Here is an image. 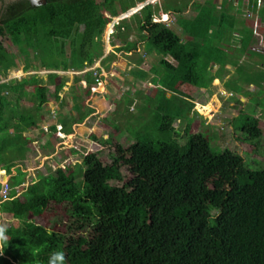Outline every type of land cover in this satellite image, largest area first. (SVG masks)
<instances>
[{
    "label": "trees",
    "instance_id": "trees-1",
    "mask_svg": "<svg viewBox=\"0 0 264 264\" xmlns=\"http://www.w3.org/2000/svg\"><path fill=\"white\" fill-rule=\"evenodd\" d=\"M222 2L186 0L183 12L189 6L194 14L188 20L177 18L181 34L155 21L146 4L135 14L139 40L129 41L130 26H116L125 40L117 50H136L139 41L147 44V53L155 50L165 72L164 87L173 79L201 85L212 61L227 60L240 71L246 53L264 60V47L260 53L251 45L254 17L243 16L251 5L256 11V0L245 7L242 0ZM257 12L264 19V3ZM109 21L94 12L90 0H46L34 7L28 0L9 2L0 12V76L17 67V60L23 71L33 66L31 59L36 63L39 58V69L49 71L91 66L104 54L101 36ZM92 79L89 72L87 80ZM67 81L65 75L49 72L0 84V169L10 173L31 152L32 139L21 131L46 121L47 103L58 99ZM27 86L33 87L31 106L20 102ZM177 96L165 102L167 111L158 128L164 138L138 139L126 147L117 143L109 163L99 152H89L70 171L48 167L47 173L39 172L23 195L12 190L10 198L0 196L1 212L17 221L2 228L7 240L0 244V264H47L48 255L57 250L63 251L66 264H264V169L249 168L228 148L214 149L200 132L187 129V139L180 143L184 139L173 122L193 103L184 102L182 112L172 105ZM78 97L74 107L80 117L67 122L69 117L65 132L91 111L83 110L84 99L78 104ZM258 123L256 118L245 120L241 132L247 134L246 141L261 139ZM123 166L131 174L127 181ZM21 177L20 170L10 185H19ZM51 205L64 206V218L55 215L49 225L38 223L36 218Z\"/></svg>",
    "mask_w": 264,
    "mask_h": 264
},
{
    "label": "rangeland",
    "instance_id": "rangeland-1",
    "mask_svg": "<svg viewBox=\"0 0 264 264\" xmlns=\"http://www.w3.org/2000/svg\"><path fill=\"white\" fill-rule=\"evenodd\" d=\"M5 1L9 3L16 0ZM90 1L94 6V12L103 13L110 18V21L103 25L101 36L104 53L111 49H106V42L108 43L109 40L111 43L117 42L119 44H124L125 41L124 37L121 36V30L119 31L118 27L116 28L117 25L111 33L106 34L108 25L113 22L116 23L117 21L130 26V41L139 40L138 31L135 29L138 15L135 14H139L141 8L121 20L116 17L120 16L128 7L142 3L140 2L142 0H112V3H110V0ZM146 1H148L146 4H150V9L156 14L154 20L165 23L179 34H181V27L177 23V18L188 20L194 14V11L189 6L183 12V4H185L186 0H143V2ZM216 1L219 4L222 2V0ZM106 6L110 8L108 10L111 13L114 12L118 15L111 16V13L105 8ZM163 11L168 12L167 20H164L161 16ZM175 11L181 12L178 14ZM257 16L260 20L259 25L256 27L253 23V29L262 34V31H264V19H261L258 14ZM139 42L140 51H135L132 55H126L116 49V54L110 51L109 54L111 55L112 53L114 56H110L108 61L101 62L106 74L101 79L107 81V83L104 82L105 88H99V90L94 91V94L91 93L93 90L85 89V86L83 88L80 84V76L83 74L80 72L83 69L81 71H74L73 69L67 71L53 70L61 76L65 75L67 77L68 81L62 86V90H65V93L69 92L71 87L74 86V93H72L73 102L75 103L74 96H79L78 104L83 97L89 104V106L85 104L83 110L86 112L90 108L91 111L83 120L76 124L77 132L70 136L63 135V138L57 135L60 137L58 140L56 139L57 143H53V138L47 139L44 137L45 134L43 135L39 129H36L38 134L37 141L41 144L36 143L38 146L35 149V154L30 156L25 162V166L28 167H23L26 169L24 172L27 175L26 177L24 176L26 181L22 179L19 184L21 195L26 192L27 185L32 182L31 179H35L39 172L47 173L48 167L53 171L58 167L63 168L65 171H70L81 161L82 155L89 152H99V158L105 163H109L111 161L110 154L115 150L117 143L126 147L138 139L153 140L164 138L165 135L160 133L158 128L163 123L162 115L166 114L167 111L165 102L173 94L178 96L172 105L181 109L182 112L184 102L188 100L193 103L189 111L179 115L173 122V127L183 136L184 140H179L180 143L186 141L187 129L190 132H200L209 139L214 149L228 148L239 153L249 168L264 169V60L261 55L251 56L247 53L244 54L248 59L246 58L243 62H240L242 63V66H239L240 71L231 62L227 63V60L221 59V65L212 61L206 72H203L204 80L199 86L180 83L173 79L168 87H164L163 78L165 72L159 66L160 55L155 50L147 53L145 48L147 44L143 45V41ZM251 45L257 51L263 53L264 39H261L259 35L254 33ZM12 48L8 47L10 52H13ZM137 60L139 61L136 62ZM31 61L33 66L28 71H20L21 73L17 72L12 76L10 74V76H14L13 79H23L31 74L46 76L49 73V70L39 69L40 58L36 63L32 59ZM48 61L52 62L53 59H48ZM99 61L100 58L96 59L91 66H97L96 63ZM135 62L139 67H131ZM17 63L19 64L17 67H10L7 72L22 68L21 64L23 65V63L18 60ZM112 63H114V71L111 70ZM225 63L230 65L231 68L227 70L226 65H223ZM215 64H218L219 67L216 68ZM3 76H6V74ZM209 76H218V81H214L215 79L211 81L208 79ZM76 77H80L77 86L72 83ZM92 80L91 82L95 83V79ZM57 85L56 87H58ZM159 91L162 92L159 94ZM32 92V86L22 89V92H20L22 105H32ZM229 92H231V95H229ZM68 95L69 93H67ZM239 96L246 98V101H238ZM53 101L54 99H51L46 106L47 113L45 114L49 119L57 112H54ZM204 103L205 105H202ZM68 106H70L69 103L68 105L67 103H62L60 105L61 111L65 110L70 117L73 118L75 116L79 119L80 115L76 107L73 106V108L68 110ZM57 110L59 112V109ZM70 110L72 111L70 112ZM75 112L77 113L75 114ZM58 114L60 115V113ZM252 118L259 120L258 124L262 130V136L259 141L250 143L245 140L244 137L247 134L241 132V127L246 119ZM28 130L31 131L32 128ZM42 137L44 139L40 142ZM121 171L125 178L124 180L127 181L131 174L125 166L121 167ZM49 208L36 218L38 223L49 225L50 220L55 215H60L64 218V206L51 205ZM12 224L17 225V221L1 212L0 227L3 228ZM55 226L57 227L56 229L63 230L62 223H56Z\"/></svg>",
    "mask_w": 264,
    "mask_h": 264
},
{
    "label": "crops",
    "instance_id": "crops-1",
    "mask_svg": "<svg viewBox=\"0 0 264 264\" xmlns=\"http://www.w3.org/2000/svg\"><path fill=\"white\" fill-rule=\"evenodd\" d=\"M248 2H249V0H242V3H243V5H244V7L248 4ZM248 8H245L244 9V13H243V16H245V11L247 10ZM163 14L164 15H167L168 16V12H166V13H163V12H161V16L162 17H164L163 16ZM186 20V19H185ZM131 40V37H129V41ZM131 42V41H130ZM106 45H111L110 46V50L108 51V52H106V53H104L103 54V56L102 57H100V61L98 62V63H96V65L97 66H99V70H100V72H101V77L102 76H106V74H105V72H104V67L102 66V59L104 58V57H106L109 53H110V51L111 52H113L114 54H116V51H115V49L117 50V48L119 47V46H123L124 44H119V43H117V42H113V43H111L110 42V40L108 41V43L106 42ZM139 45V44H138ZM135 51H140V46H138V48L136 49V50H132V51H130V52H126V51H124V50H121L120 52H124L126 55H132ZM248 59V57H245V55L244 56H242V58H241V60H240V62H243L245 59ZM258 59V58H257ZM218 64H220L221 65V63H220V60L217 62ZM227 63H230L229 61H227ZM227 63H225V64H223L224 66L226 65V69L228 70L229 68H231V66L230 65H227ZM218 64L216 65L215 64V66H216V68L217 67H219L218 66ZM113 65H114V63H112L111 64V70H115L114 69V67H113ZM131 67H139V65H137L136 64V62L135 63H133L132 65H131ZM86 68V67H85ZM85 68H83V70L85 69ZM21 69V70H20ZM82 70V71H83ZM20 71H23L22 70V68H19V69H13V70H11L10 72H7V74L6 75H9L10 76V74H11V76L13 75V74H16L17 72H20ZM81 71V70H80ZM81 71V72H82ZM80 72V73H81ZM21 73V72H20ZM14 77V76H13ZM81 77V80L80 81H83V79H84V74H82V76H80ZM80 77H79V79H80ZM13 79V78H12ZM103 80V79H102ZM214 81H218V78H216ZM104 82L105 83H107V81H102V83L100 84V85H98L97 87H96V89L95 90H91L92 92L91 93H93L94 94V91H97V90H99V88H105V86H104ZM73 84L75 83L74 81L72 82ZM81 84V83H80ZM83 84H84V81H83ZM75 86H77V84H74ZM54 86L55 85H51L50 87H51V89H54ZM82 86V85H81ZM84 86H85V84H84ZM67 88V87H66ZM65 88V89H66ZM79 88V87H78ZM87 88V86H85V89ZM73 89H74V86H72L71 87V89L69 90V92H67V93H69V95L67 96V93H65V90L63 91V90H61L59 93H58V99L57 98H55V97H53V99H54V101H53V108L55 109L54 111H57L56 113H55V115H53L52 116V118H48L47 116V118L45 119L46 121L44 122V123H41L40 124V126L38 127V128H32V132L31 131H29L28 129L27 130H25V131H21V133L23 134V135H25V136H28V137H30L31 139H32V142H31V144H30V146H31V152H27V156H26V158L25 159H23V160H21V161H18L12 168H11V172L10 173H7L6 172V170L5 169H0V180L1 179H7L8 180V182H9V184H10V181H11V178L12 177H14V176H17V173H18V171H22L23 173H24V176L26 177V175H27V173L26 172H24L26 169H24L23 167H25V168H27L28 166H25V162L27 161V159L30 157V156H33L34 154H35V149L37 148V146L38 145H36V143L38 142L37 141V137H38V134L36 133V129H39L41 132H42V134L44 135V137H46L47 139L49 138V139H51V138H53L52 140H53V143H57V140L60 138V137H62L63 138V135H67V136H70L71 134H74L75 132H77V129L75 128V126H76V124L78 123H73L72 125H71V130L69 131V132H65L64 131V129L62 128V135H60V137H58L57 135V133H56V130L58 129V127L59 126H62L63 127V124H64V122H66V120L67 119H69V117H70V115H68V113H66L65 112V110L63 111H61V109L62 108H60V105L62 104V103H67V105H68V103L70 104V106H68V110L70 109V108H73V106H74V102H73V98H72V93H73ZM104 90V89H103ZM224 91H225V89H223ZM230 94L229 95H231V92H229ZM228 94V93H227ZM68 98H70V99H68ZM238 101H242V102H244V101H246V98H244V97H240L239 96V100ZM84 104H86V105H88L89 106V104L87 103V101H85V99H84ZM230 104H234V103H230ZM57 109H59V112H58V110ZM72 110H70V112H71ZM58 113H60V115L58 114ZM77 112H75V114H76ZM74 114V115H75ZM73 118H75L76 120H77V118L74 116ZM73 118H71L70 119V121L68 120L67 122H71L72 120H73ZM53 119H55V120H53ZM57 119V120H56ZM44 127H47L48 129H50L51 130V133L50 134H47V133H45L44 132ZM36 134H35V133ZM44 137H42L41 139H40V142H42L43 141V139H44ZM57 139V140H56ZM37 144H39V142L37 143ZM41 144V143H40ZM39 144V145H40ZM22 178V177H21ZM23 179V181H26L25 180V178L23 177L22 178ZM33 180H35V179H33ZM33 180L31 179V181L33 182ZM29 181V180H28ZM31 182V183H32ZM31 183H29V184H31ZM28 184V185H29ZM27 185V186H28ZM19 186L20 185H17L16 187H18L19 188ZM15 187V186H14ZM0 213H1V210H0ZM3 213V212H2ZM3 214H5V215H9V214H7V213H3ZM10 216V215H9ZM1 228V227H0ZM2 229V228H1Z\"/></svg>",
    "mask_w": 264,
    "mask_h": 264
},
{
    "label": "built area",
    "instance_id": "built-area-1",
    "mask_svg": "<svg viewBox=\"0 0 264 264\" xmlns=\"http://www.w3.org/2000/svg\"><path fill=\"white\" fill-rule=\"evenodd\" d=\"M264 3V0H256V6H255V9L256 11H254L253 9V6L254 5H251L252 8H248L246 11H245V16L248 17V18H253V23H254V26H258L259 25V18L257 16L258 12L261 8V6L263 5ZM135 12V11H134ZM133 13V12H132ZM130 13V14H132ZM130 14H127V15H123L121 14L120 17H116L118 18L119 20L123 19L124 17L126 16H129ZM119 22L116 21L112 23V28L115 26V25H118ZM260 30H261V27H260ZM112 31V30H111ZM262 31V30H261ZM255 34L259 35L261 37V39H264V31H262V34H260L259 32H256L254 31ZM49 72H56V71H49ZM89 72H92V75L95 79V83H91L87 80V77H88V73ZM84 74V78L86 80V84L89 86L87 89H91V90H95L96 87L98 85H100L102 83V79H101V72L99 70V66H86V68L81 72ZM14 77H11L9 75H6V76H0V84L1 83H5L6 81L12 79ZM82 87L84 88V84H83V81H80ZM53 112V111H52ZM56 112V111H54ZM53 112V113H54ZM44 130L47 134H50L51 133V130L48 129L47 127H44ZM62 126H59L58 129L56 130V133L60 136L62 135ZM14 190L15 191V196H18L20 195V192H19V188L18 187H12L8 180L7 179H1L0 180V196L2 197L3 200L5 199H8L10 198V193L11 191Z\"/></svg>",
    "mask_w": 264,
    "mask_h": 264
},
{
    "label": "clouds",
    "instance_id": "clouds-1",
    "mask_svg": "<svg viewBox=\"0 0 264 264\" xmlns=\"http://www.w3.org/2000/svg\"><path fill=\"white\" fill-rule=\"evenodd\" d=\"M6 240H7V237L3 234V229H0V244H2ZM2 254L3 252L2 250H0V255ZM47 264H66L65 255L63 251L57 250V251L51 252L47 257Z\"/></svg>",
    "mask_w": 264,
    "mask_h": 264
},
{
    "label": "bare ground",
    "instance_id": "bare-ground-1",
    "mask_svg": "<svg viewBox=\"0 0 264 264\" xmlns=\"http://www.w3.org/2000/svg\"><path fill=\"white\" fill-rule=\"evenodd\" d=\"M141 4H142V3H139L137 6H134L132 9H130V10H128L127 12L123 13V15H127V14H130V13H132V12L138 10V9L141 7ZM118 17H120V16H118ZM117 19H118V18H117ZM115 26H116V25H115ZM115 26H114V27H115ZM114 27H113V28H114ZM113 28H112V25L109 24V25H108V30H107V33H106V34L111 33V32H112L111 30H113ZM106 49L109 50V49H110V45H106Z\"/></svg>",
    "mask_w": 264,
    "mask_h": 264
},
{
    "label": "water",
    "instance_id": "water-1",
    "mask_svg": "<svg viewBox=\"0 0 264 264\" xmlns=\"http://www.w3.org/2000/svg\"><path fill=\"white\" fill-rule=\"evenodd\" d=\"M28 2L30 3L31 6L34 7V6H39V5L44 4V3L46 2V0H28ZM147 2H148V1H146V2H142L140 8H142ZM130 9H132V8H130ZM111 25H112V24H111Z\"/></svg>",
    "mask_w": 264,
    "mask_h": 264
},
{
    "label": "flooded vegetation",
    "instance_id": "flooded-vegetation-1",
    "mask_svg": "<svg viewBox=\"0 0 264 264\" xmlns=\"http://www.w3.org/2000/svg\"><path fill=\"white\" fill-rule=\"evenodd\" d=\"M12 2H13V1H12ZM6 4H8V1H5V0H1V1H0V12H1L2 8H3Z\"/></svg>",
    "mask_w": 264,
    "mask_h": 264
}]
</instances>
